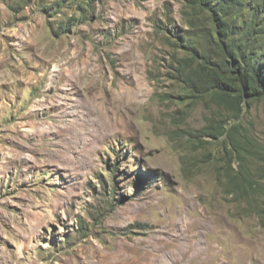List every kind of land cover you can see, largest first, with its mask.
Masks as SVG:
<instances>
[{
	"label": "rangeland",
	"instance_id": "obj_1",
	"mask_svg": "<svg viewBox=\"0 0 264 264\" xmlns=\"http://www.w3.org/2000/svg\"><path fill=\"white\" fill-rule=\"evenodd\" d=\"M250 59L264 0H0V264H264Z\"/></svg>",
	"mask_w": 264,
	"mask_h": 264
},
{
	"label": "trees",
	"instance_id": "obj_2",
	"mask_svg": "<svg viewBox=\"0 0 264 264\" xmlns=\"http://www.w3.org/2000/svg\"><path fill=\"white\" fill-rule=\"evenodd\" d=\"M244 63L246 65L243 66L237 63L235 82H238L239 88H243L250 97L264 96V68L261 65L256 67L255 64L251 63V59ZM212 76L215 80L219 79L217 71H212Z\"/></svg>",
	"mask_w": 264,
	"mask_h": 264
},
{
	"label": "bare ground",
	"instance_id": "obj_3",
	"mask_svg": "<svg viewBox=\"0 0 264 264\" xmlns=\"http://www.w3.org/2000/svg\"><path fill=\"white\" fill-rule=\"evenodd\" d=\"M205 218V217H204ZM202 220V219H201ZM195 221V220H194ZM203 221V220H202ZM192 222V221H191ZM198 222V221H197ZM177 223V222H176ZM199 223V222H198ZM190 225V224H189ZM192 225V224H191ZM203 226V225H202ZM190 227V226H189ZM214 228V227H213ZM174 229V228H173ZM182 229V228H181ZM198 229V228H197ZM207 229V228H206ZM184 230V229H183ZM158 232V231H157ZM162 232V231H161ZM164 232H166V231H164ZM193 232V231H192ZM209 232V231H208ZM193 233H195V232H193ZM167 234V233H166ZM171 234V233H170ZM202 232H197L196 234H194V235H192V237L191 238H193V240H189V241H191V244H192V247H190L191 249L189 250L190 251V255H189V257H190V260L191 261H194V259L195 258H197V259H199V261H202L203 260V255H204V253H205V250L207 249V247H206V243H207V240L205 239V238H203L202 237ZM178 236V235H177ZM173 237H175V236H173ZM152 238V237H151ZM158 238V237H157ZM163 238V237H162ZM190 238V237H189ZM180 239V238H179ZM178 239V240H179ZM182 239H183V237H182ZM181 239V240H182ZM187 239V238H186ZM153 240V239H152ZM156 240V239H155ZM160 240V239H159ZM158 240V241H159ZM176 240V239H175ZM174 240V241H175ZM157 241V240H156ZM165 241V240H164ZM152 242H154V241H152ZM160 243V242H159ZM165 243V242H164ZM174 243V242H173ZM150 244V243H149ZM155 244V243H154ZM211 244V243H210ZM160 245H161V243H160ZM176 245V244H175ZM152 246V245H151ZM167 246V245H166ZM190 246V245H189ZM211 246H213V245H211ZM210 246V247H211ZM215 246H217V245H215ZM149 247V246H148ZM157 247V246H156ZM161 247V246H160ZM164 247V246H163ZM185 247H186V245H185ZM152 249V248H151ZM158 249V248H157ZM169 249V248H168ZM189 249V248H188ZM155 250V249H154ZM164 250V249H163ZM161 251H162V249H161ZM186 251V250H185ZM184 251V252H185ZM163 252V251H162ZM181 252H183V251H181ZM183 252V253H184ZM207 252V251H206ZM214 252V251H213ZM175 253V252H174ZM158 254H160V253H158ZM177 254V253H176ZM175 254V255H176ZM165 255H166V253H165ZM169 255V254H168ZM153 256V255H152ZM180 256V255H179ZM158 257H159V255H158ZM161 257V256H160ZM175 257V256H174ZM207 257V256H206ZM162 258V257H161ZM160 259V258H159ZM152 260V259H151ZM168 260V259H167ZM170 260V259H169ZM159 261V260H158ZM157 261V262H158ZM171 261H173V260H171ZM184 261H187V260H184ZM152 262H154L153 260H152ZM160 262V261H159ZM170 262V261H169ZM179 262V261H178ZM183 262V261H182ZM182 262H181V264H182ZM200 263V262H199ZM204 263V262H203ZM206 263V262H205ZM161 264H163V263H161ZM165 264V263H164ZM167 264V263H166ZM173 264V263H172ZM178 264V263H177ZM187 264V263H186ZM189 264H191V263H189Z\"/></svg>",
	"mask_w": 264,
	"mask_h": 264
}]
</instances>
